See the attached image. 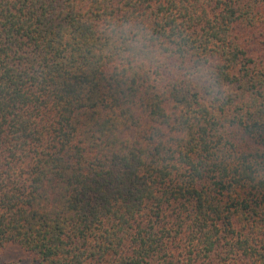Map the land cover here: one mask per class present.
Returning <instances> with one entry per match:
<instances>
[{
  "label": "trees",
  "instance_id": "trees-1",
  "mask_svg": "<svg viewBox=\"0 0 264 264\" xmlns=\"http://www.w3.org/2000/svg\"><path fill=\"white\" fill-rule=\"evenodd\" d=\"M264 264V0H0V256Z\"/></svg>",
  "mask_w": 264,
  "mask_h": 264
},
{
  "label": "rangeland",
  "instance_id": "rangeland-1",
  "mask_svg": "<svg viewBox=\"0 0 264 264\" xmlns=\"http://www.w3.org/2000/svg\"><path fill=\"white\" fill-rule=\"evenodd\" d=\"M0 264H35L34 257L17 245L8 246L0 256Z\"/></svg>",
  "mask_w": 264,
  "mask_h": 264
}]
</instances>
